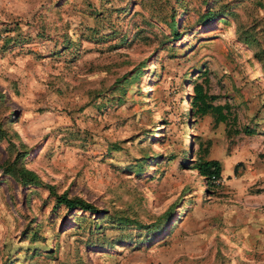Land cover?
Instances as JSON below:
<instances>
[{
    "label": "rangeland",
    "instance_id": "rangeland-1",
    "mask_svg": "<svg viewBox=\"0 0 264 264\" xmlns=\"http://www.w3.org/2000/svg\"><path fill=\"white\" fill-rule=\"evenodd\" d=\"M261 3L0 0V264H264V192L241 177L264 162V70L238 37L264 46ZM196 82L227 122L195 112ZM19 151L43 184L108 213L6 175ZM209 155L218 184L191 168Z\"/></svg>",
    "mask_w": 264,
    "mask_h": 264
},
{
    "label": "trees",
    "instance_id": "trees-1",
    "mask_svg": "<svg viewBox=\"0 0 264 264\" xmlns=\"http://www.w3.org/2000/svg\"><path fill=\"white\" fill-rule=\"evenodd\" d=\"M261 9L264 13V4L261 3ZM218 14L213 12L211 8H208L206 12L202 15L203 19L206 21L212 20ZM172 26L174 25V21L171 22ZM174 34H176L177 30L173 29ZM238 37L239 40L242 41L252 52L255 58H257L262 63V68L264 70V46L262 45V41L257 38L256 34H254L251 29H238ZM138 75V72H135L133 75L128 77V75L122 76L119 81L125 84H128L131 80H133ZM120 88H115V90H119ZM194 94L192 95L191 102L195 107V112L200 115L211 114L213 116L214 125H219L220 123L227 122L230 117V108L229 104H213L212 101L216 97L210 94H207L204 91L203 85L201 83H195L193 86ZM244 132L250 133L253 129L245 126L243 128ZM239 131H237L238 133ZM7 131L0 127V138L5 137ZM25 152L19 151L15 158L7 163L4 167V173L16 181L24 184V185H34L40 186L44 185L47 187L49 194L54 197L55 206H63L67 211H81V212H89L92 215H100L101 213L107 214V210L98 209L92 203L84 200L78 196H68L67 193H57L53 186L50 184H43L40 177L31 169L25 166ZM237 165L234 167V172H236ZM191 168L195 169L198 174L203 177L207 183L213 184L215 180H220L222 177V167L220 162L217 160H209L205 157L199 156L193 163L191 164ZM171 211H165L159 218L160 222L165 221L170 216ZM120 224L128 225L132 220L120 217ZM160 224V223H159ZM151 225L152 227L149 230L158 231L157 227H161V225Z\"/></svg>",
    "mask_w": 264,
    "mask_h": 264
},
{
    "label": "crops",
    "instance_id": "crops-1",
    "mask_svg": "<svg viewBox=\"0 0 264 264\" xmlns=\"http://www.w3.org/2000/svg\"><path fill=\"white\" fill-rule=\"evenodd\" d=\"M240 156L241 155L239 154L237 156V158L236 157L234 158L233 171H234L235 165H237V164H238V166L244 165L245 157L240 158ZM206 159L219 161L218 159H215V157L210 156V155L208 157H206ZM248 160H251V159L248 158ZM240 176H241V174H240ZM241 177L244 178V179H242V181L243 180L245 181L248 178V179H250L251 183H253L255 185V187H257V188L260 187L256 190V192H258V193L264 192V162L261 163L259 161H255V165H254L253 169L251 170V172L246 171L245 173L242 174Z\"/></svg>",
    "mask_w": 264,
    "mask_h": 264
},
{
    "label": "built area",
    "instance_id": "built-area-1",
    "mask_svg": "<svg viewBox=\"0 0 264 264\" xmlns=\"http://www.w3.org/2000/svg\"><path fill=\"white\" fill-rule=\"evenodd\" d=\"M214 183H217L218 184L219 183V180H215Z\"/></svg>",
    "mask_w": 264,
    "mask_h": 264
}]
</instances>
